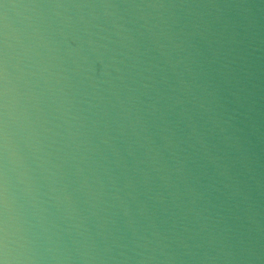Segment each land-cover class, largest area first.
<instances>
[{
  "label": "water",
  "instance_id": "1",
  "mask_svg": "<svg viewBox=\"0 0 264 264\" xmlns=\"http://www.w3.org/2000/svg\"><path fill=\"white\" fill-rule=\"evenodd\" d=\"M0 241L6 243L9 264H83L34 186L1 120Z\"/></svg>",
  "mask_w": 264,
  "mask_h": 264
},
{
  "label": "clouds",
  "instance_id": "2",
  "mask_svg": "<svg viewBox=\"0 0 264 264\" xmlns=\"http://www.w3.org/2000/svg\"><path fill=\"white\" fill-rule=\"evenodd\" d=\"M0 251L3 253L2 257H0V264H9L6 243L2 241H0Z\"/></svg>",
  "mask_w": 264,
  "mask_h": 264
}]
</instances>
